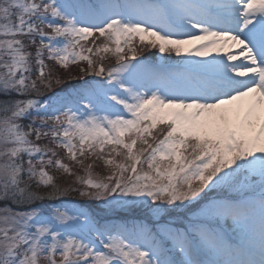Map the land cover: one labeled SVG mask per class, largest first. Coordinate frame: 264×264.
Listing matches in <instances>:
<instances>
[{"label":"snow or ice","instance_id":"snow-or-ice-1","mask_svg":"<svg viewBox=\"0 0 264 264\" xmlns=\"http://www.w3.org/2000/svg\"><path fill=\"white\" fill-rule=\"evenodd\" d=\"M0 264H264V0H0Z\"/></svg>","mask_w":264,"mask_h":264},{"label":"rangeland","instance_id":"rangeland-1","mask_svg":"<svg viewBox=\"0 0 264 264\" xmlns=\"http://www.w3.org/2000/svg\"><path fill=\"white\" fill-rule=\"evenodd\" d=\"M187 51L186 49L184 48V53L183 55L186 56L187 55ZM144 57H147L150 61L152 62H155L156 61V58L159 56V53L157 52V50L155 49H152L150 51H146L142 54ZM164 56L168 59H170L171 61H176V60H179L181 59V57H176L174 55V53H165ZM58 90V89H57ZM69 199H73V200H78L79 198L78 197H70Z\"/></svg>","mask_w":264,"mask_h":264},{"label":"bare ground","instance_id":"bare-ground-1","mask_svg":"<svg viewBox=\"0 0 264 264\" xmlns=\"http://www.w3.org/2000/svg\"><path fill=\"white\" fill-rule=\"evenodd\" d=\"M196 45L195 44H193V45H187V46H185V49H186V51L187 52H189L191 49H193L194 47H195ZM230 51H233V52H238V51H240V49H238V48H234V49H229ZM217 53L216 52H213V53H211V55H216ZM207 58H211V56H209V57H207ZM197 59H200V58H197ZM238 62V61H237Z\"/></svg>","mask_w":264,"mask_h":264}]
</instances>
